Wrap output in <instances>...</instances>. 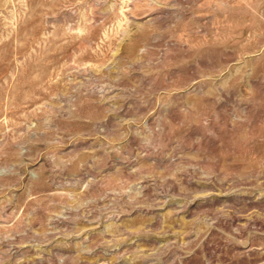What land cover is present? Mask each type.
Masks as SVG:
<instances>
[{"label": "rangeland", "instance_id": "1", "mask_svg": "<svg viewBox=\"0 0 264 264\" xmlns=\"http://www.w3.org/2000/svg\"><path fill=\"white\" fill-rule=\"evenodd\" d=\"M0 264H264V0H0Z\"/></svg>", "mask_w": 264, "mask_h": 264}]
</instances>
